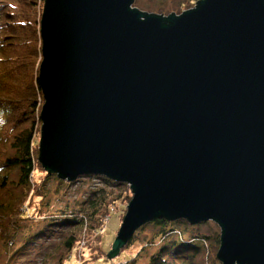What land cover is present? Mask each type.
Here are the masks:
<instances>
[{"label":"water","instance_id":"water-1","mask_svg":"<svg viewBox=\"0 0 264 264\" xmlns=\"http://www.w3.org/2000/svg\"><path fill=\"white\" fill-rule=\"evenodd\" d=\"M43 0L37 161L126 184L107 252L157 219L220 229V264H264V0Z\"/></svg>","mask_w":264,"mask_h":264},{"label":"trees","instance_id":"trees-1","mask_svg":"<svg viewBox=\"0 0 264 264\" xmlns=\"http://www.w3.org/2000/svg\"><path fill=\"white\" fill-rule=\"evenodd\" d=\"M14 1L0 0V242L6 246L11 244V232L18 222L27 219L24 211L28 208L26 204L29 198L34 194L39 196L34 193L37 187L32 180L36 170L43 171L37 161L38 146L34 144V138L40 129L39 112L43 101L37 82L41 61L39 22L43 0H16L19 11ZM133 6L146 10L138 0L133 1ZM98 178L112 186L123 185L104 177ZM107 196L108 194H97L96 197L88 199L86 203L89 208L82 217H74L69 222H64L71 221L74 224L73 229L63 238L53 256L43 259L41 264H76L77 259L70 258L72 254H77V247L85 237L87 241L81 252L83 255L80 256L84 261L82 264L91 263L98 255H106L101 247V236L87 238V234L91 235L93 231L98 232L101 229L97 226L99 220H96V216L99 208H107L110 200L106 201ZM125 199L129 201L130 196H125ZM150 223L161 226L158 238H162L164 245L149 259L148 264H205L208 257L209 264H220L212 253L218 247V236L214 241L206 236L186 240L173 228L163 229L166 225L175 223L190 226L184 220L169 222L157 219ZM172 234L177 239L166 243ZM133 238L134 234L123 248L128 247ZM204 244H208L206 249L212 254L205 252Z\"/></svg>","mask_w":264,"mask_h":264},{"label":"rangeland","instance_id":"rangeland-1","mask_svg":"<svg viewBox=\"0 0 264 264\" xmlns=\"http://www.w3.org/2000/svg\"><path fill=\"white\" fill-rule=\"evenodd\" d=\"M138 1L141 6L146 8V10H141L142 12L165 17L170 13L178 15L183 11L192 9L198 0ZM14 3L19 11V4L16 0ZM1 122L2 115L0 114ZM38 142L39 133L34 138V144L38 146ZM54 176L47 177L46 172L35 171L32 182L38 189L34 193L39 196L34 194L29 198V202L26 204L28 208L24 211L27 219L19 221L16 228L11 232V244L6 246L0 242V264H41L43 259L52 257L63 238L74 227L71 221L70 223L64 222L66 220L69 222L74 217H82L89 208L86 203L87 200L96 197L97 194H108L106 201L110 200L107 208L101 207L97 211L96 220H99L97 226H100L101 229L98 232L93 231L91 235L87 234V238L101 236L102 249L106 251V254L110 250L130 201H127L125 196H130V199L132 196L131 191H127L129 187L126 184L112 186L97 176H83L73 182L59 181ZM38 210H40L39 213ZM168 225L163 229L173 228L186 240L206 236L211 239L210 241H214V238L219 237L220 234L219 227L212 221L190 226L181 223ZM160 232V225L147 223L135 231L131 244L121 249L115 258L108 259L106 255L103 257L98 255L92 259L91 263L87 262L86 264H148L149 259L156 255L164 245L162 238H158ZM101 233L102 235H100ZM85 238L79 243L77 254H72L70 258H76V264L84 262L80 256L83 255L81 252L87 241ZM176 239L177 236L172 234L166 243H171ZM203 247L206 249L209 246L204 244ZM208 251L209 254L214 253L216 256L217 249L216 252L210 253L207 248L205 252L208 253ZM209 259L210 257L207 258L205 264L210 263Z\"/></svg>","mask_w":264,"mask_h":264},{"label":"bare ground","instance_id":"bare-ground-1","mask_svg":"<svg viewBox=\"0 0 264 264\" xmlns=\"http://www.w3.org/2000/svg\"><path fill=\"white\" fill-rule=\"evenodd\" d=\"M111 181V180H110Z\"/></svg>","mask_w":264,"mask_h":264}]
</instances>
